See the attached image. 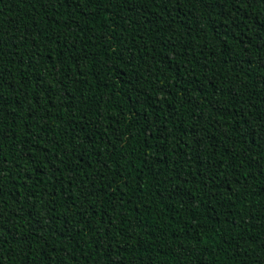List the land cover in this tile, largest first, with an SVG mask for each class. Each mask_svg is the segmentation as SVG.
Returning <instances> with one entry per match:
<instances>
[{
    "label": "trees",
    "instance_id": "obj_1",
    "mask_svg": "<svg viewBox=\"0 0 264 264\" xmlns=\"http://www.w3.org/2000/svg\"><path fill=\"white\" fill-rule=\"evenodd\" d=\"M0 264H264V0H0Z\"/></svg>",
    "mask_w": 264,
    "mask_h": 264
}]
</instances>
